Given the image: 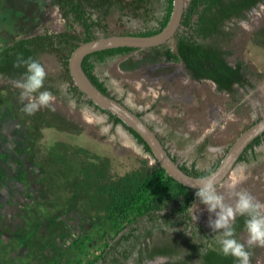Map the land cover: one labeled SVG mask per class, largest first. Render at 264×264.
<instances>
[{
  "label": "rangeland",
  "instance_id": "374dc122",
  "mask_svg": "<svg viewBox=\"0 0 264 264\" xmlns=\"http://www.w3.org/2000/svg\"><path fill=\"white\" fill-rule=\"evenodd\" d=\"M157 8L152 6L150 13L155 15ZM150 13L111 10L103 22L107 34L95 35L136 33L153 25ZM65 31L78 34L80 28H69L49 0H0V48L18 37ZM224 32L228 36L224 48L231 52L228 62L242 63L253 85L240 91L237 102L211 83L188 77L180 61L167 55L175 54L173 40L108 59L96 71L112 96L143 113L179 164H195L203 171L264 116V2L227 22ZM39 60L48 76L61 78L59 88L65 84L58 57L44 54ZM19 92L0 80V261L20 251L23 256L17 264H89L126 225V220L117 226L110 218L111 190H119L123 179L143 181L155 161L122 126L113 127L105 114L86 105L72 108L63 92L34 115L22 110ZM96 116L106 117L105 122L96 123ZM109 124V131L102 133L100 129ZM257 152V159L238 164L216 186L226 203L234 202L230 190H245L264 203V145ZM192 194L171 185L159 194L160 213L180 209ZM199 208L196 223L205 225L209 214L202 205ZM164 231L155 230V239L180 230ZM18 233L33 236L23 251ZM9 242L11 246L5 244ZM250 253V264H264V247L254 246Z\"/></svg>",
  "mask_w": 264,
  "mask_h": 264
},
{
  "label": "trees",
  "instance_id": "16d2710c",
  "mask_svg": "<svg viewBox=\"0 0 264 264\" xmlns=\"http://www.w3.org/2000/svg\"><path fill=\"white\" fill-rule=\"evenodd\" d=\"M263 2L264 0H188L182 15L181 28L173 38L175 54L167 51L168 57L181 61L193 78L212 81L217 90L229 93L232 99L237 102L238 98L234 96L237 95L238 89L233 88V85L237 84L239 88H244L245 85L252 88L253 85L249 82L248 72L242 63L232 65L227 60L231 52L224 48L225 39L228 37L227 33L224 32V26L226 22L233 18H241L245 11ZM51 4L57 7L61 18L69 28L78 27L80 32L78 34L67 31L45 32L28 38H21L1 47L0 74L21 80L25 68L15 66L19 60H35L41 64L39 60L41 55L53 54L59 58L62 64L61 82L68 83L64 96L74 100L77 105L93 108L96 107L85 99L83 94L73 85L68 72V58L77 47V42H87L92 37H96L95 34L100 31L107 34L106 25H103V22L111 10L138 15L140 11L150 13L152 6L158 5L157 13L155 15L150 13L151 21H153L152 26L136 33H124L135 36H152L160 32L167 24L172 10V0H51ZM134 51L137 50L118 48L92 53L83 59L82 69L96 88L103 94L114 98L106 83L95 74V66L98 63L103 64L108 59ZM60 80L61 78L56 79L46 75L44 86L40 91L47 90L59 97L62 95L59 88ZM100 112L107 116L113 127L120 125L129 132L136 143L142 146L144 153L153 159L149 148L136 133L121 125L120 121L113 115ZM135 113L139 117L143 116L141 112ZM259 138L257 137L253 144H259ZM203 149L204 145L201 146V150ZM251 157H253V153ZM243 159L241 155L239 160ZM173 160L176 161L174 157ZM218 164L219 161L213 163L205 171L195 168V164L187 167L185 163H180L179 167L190 176L204 177L212 173ZM122 181L123 183H119L121 186L119 190L115 193L111 190L114 206L110 218L112 217L117 226L126 220V225L116 231V238H113V241L108 239L104 249L89 264H126L127 260L134 254L139 259H151L153 254L166 253L168 249L162 248L148 252V242L155 230L159 229L165 233V228L174 229L181 225L188 226L191 223L192 219L189 216L188 207L191 206L194 199L193 194L183 201L180 209H173L164 215L160 213L162 210L158 206L159 194L168 191L171 185L177 187L180 192L191 190L168 177L156 161L151 174L143 181H138L136 178L134 180L127 178ZM243 218L238 217V220L241 221L239 223L235 221L234 225L238 229L241 224L244 225ZM31 238L33 239L31 234L18 233V245L23 248L22 251L28 246ZM5 244L11 246V242ZM8 246L4 248H9ZM22 256V252L19 251L14 256L1 260L0 264H17ZM202 262L203 264H234L231 257L225 258L219 252L211 250L202 255Z\"/></svg>",
  "mask_w": 264,
  "mask_h": 264
},
{
  "label": "water",
  "instance_id": "95a60500",
  "mask_svg": "<svg viewBox=\"0 0 264 264\" xmlns=\"http://www.w3.org/2000/svg\"><path fill=\"white\" fill-rule=\"evenodd\" d=\"M185 6V0H172V10L167 24L160 32L152 36L108 35L92 37L87 42H77V47L68 58V72L73 85L83 94L85 99L90 101L99 111L113 115L120 121L121 125L136 133L149 148L153 160L159 164L166 175L179 185L193 191V201H195V189L192 186L201 179L211 180L215 186L222 184L237 165L245 148L264 133V116L237 136L212 173L204 177L190 176L180 169L179 163L173 160L165 145L142 117H139L119 100L103 94L92 84L82 69L83 59L92 53L118 48L147 50L170 42L181 28Z\"/></svg>",
  "mask_w": 264,
  "mask_h": 264
},
{
  "label": "clouds",
  "instance_id": "9594fccd",
  "mask_svg": "<svg viewBox=\"0 0 264 264\" xmlns=\"http://www.w3.org/2000/svg\"><path fill=\"white\" fill-rule=\"evenodd\" d=\"M15 66L25 68L23 78L15 81L14 84L20 90L19 100L23 103L22 110L28 115H34L42 108H48L56 97L50 91H40L47 75L44 66L35 60H19ZM67 87L66 84H62L60 89L66 92ZM69 104L72 108L76 107L74 100H70ZM105 120L106 117L103 116L95 117L98 124H103ZM110 128L109 124L100 130L102 133H107ZM192 187L195 189L198 204L193 203L188 207V211L196 225L197 236L201 235L196 224L198 219L196 213L201 210L199 205H202V211L209 214L208 227L214 233L210 239L214 241L215 247L211 244L209 247L225 258L231 257L234 264H250L251 253L248 249L254 246L264 247V203L254 200L245 190H230L228 195L234 202L226 203L225 195L217 191L213 181L207 179H201ZM237 217H245L244 231L247 239L244 243L235 238L234 224ZM158 260L159 264H167L169 258L162 256Z\"/></svg>",
  "mask_w": 264,
  "mask_h": 264
},
{
  "label": "flooded vegetation",
  "instance_id": "af4514ba",
  "mask_svg": "<svg viewBox=\"0 0 264 264\" xmlns=\"http://www.w3.org/2000/svg\"><path fill=\"white\" fill-rule=\"evenodd\" d=\"M50 3H51V0H49ZM56 7V6H55ZM57 8V7H56ZM158 10V9H157ZM246 12V11H245ZM233 19H237V18H233ZM232 19V20H233ZM227 23V22H226ZM225 23V24H226ZM37 35V34H36ZM35 36V35H33ZM31 37V36H30ZM97 37V36H96ZM24 38H28V37H24ZM21 39L20 37H18L16 40H19ZM14 40V41H16ZM13 41V42H14ZM174 42V40H173ZM12 43V42H11ZM10 43V44H11ZM175 48V46H174ZM182 67L184 68V70L186 71L188 77H190L193 81H196V82H209L211 83L214 88L217 90L215 84L210 81V80H206V79H200V80H197L195 78H193L191 76V74L188 72V70L184 67V64L180 61ZM100 64H96L95 66V74L98 76L97 74V67L99 66ZM234 65V64H233ZM100 78V80L104 81L103 79H101L100 76H98ZM3 79L5 81H7L8 83H11V84H15V81H17L16 79L14 78H9L7 76H5L4 74H0V80ZM250 82V81H249ZM64 83V82H63ZM65 84L68 86V83L65 82ZM233 88H237L238 89V93L237 95H239L240 91H243V89H248V88H251L249 86H246L244 88H239L237 86V84H234L233 85ZM218 93H222L224 95H226L227 97L231 98L232 96L227 93V92H223V91H219L217 90ZM64 94L66 92H63ZM234 96V97H238V96ZM115 98V97H114ZM116 100H118L117 98H115ZM233 100V99H232ZM120 102L124 103L123 101L120 100ZM125 104V103H124ZM126 105V104H125ZM127 106V105H126ZM90 107V106H88ZM128 107V106H127ZM92 109H95L96 111H98L99 113H101L97 108H93L91 107ZM129 108V107H128ZM130 109V108H129ZM133 111V110H132ZM135 112V111H133ZM143 118V116H142ZM143 120L145 121V119L143 118ZM146 122V121H145ZM147 123V122H146ZM148 126L154 130V128L149 124L147 123ZM126 131V130H125ZM155 132V131H154ZM129 133V132H128ZM130 134V133H129ZM131 135V134H130ZM131 137L133 138V136L131 135ZM259 144H253V142H251V146H247L245 148V150L243 151V153L241 154L242 157L244 158L243 160H238L237 162V165L238 164H247L248 162H250L251 160H255L257 159V150L258 148H260L261 146L264 145V135L262 134L261 136H259ZM237 138V137H236ZM133 140L135 141V139L133 138ZM255 140V139H254ZM253 140V141H254ZM136 142V141H135ZM232 144V143H231ZM142 152L144 153V150L142 148L141 145H139ZM204 148H206L204 146ZM229 148V147H228ZM227 148V149H228ZM253 153V157H251V154ZM225 154V152H224ZM224 156V155H223ZM173 157V156H172ZM177 160V159H176ZM221 160V159H220ZM178 162V161H177ZM236 165V166H237ZM235 166V167H236ZM235 169V168H234ZM233 169V170H234ZM232 170V171H233ZM231 174V173H230ZM229 174V175H230ZM228 178V177H227ZM226 178V179H227ZM194 201H192L193 203ZM192 205V204H191ZM190 216V215H189ZM191 217V216H190ZM192 219V218H191ZM243 221H245V217L242 219ZM236 221L241 222L240 220H238V217L236 218ZM197 224V223H196ZM198 226V229H199V234L201 236H197V228H196V225L194 224V222L191 220V223L188 224V226H184V225H181L180 227H177L178 230L180 231H177L178 234H176L175 236H172V237H163V239L160 241L157 239H155V232L153 233L152 237H151V240L148 242L149 243V249H148V252L152 251L153 249H156L158 250L159 248H162V249H168L166 253H156V254H153L152 258L151 259H139L138 257H136V254L133 255V257L129 258L126 262V264H157V262H159L158 258L159 257H168L169 260L167 261V264H203L202 262V255L206 254L207 251L211 250V251H215L213 250V248L209 247V245H213V247H215V243L214 241H212L210 238H212V236L214 235V233L211 232V230L209 229L208 227V223H206L205 225H199L197 224ZM235 238L237 240H239L240 242L244 243L246 242V239H247V234L246 232L244 231V225L241 224V227L238 229L235 225ZM191 236H186L185 234ZM192 238V239H191ZM241 239V240H240ZM195 243V244H194ZM251 249V248H250ZM250 249H248L250 251ZM146 252V253H148ZM218 252V251H217ZM181 257H184L183 259H181Z\"/></svg>",
  "mask_w": 264,
  "mask_h": 264
}]
</instances>
